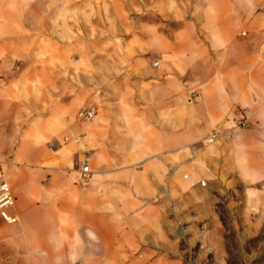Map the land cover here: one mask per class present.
Returning a JSON list of instances; mask_svg holds the SVG:
<instances>
[{
	"label": "crops",
	"instance_id": "1",
	"mask_svg": "<svg viewBox=\"0 0 264 264\" xmlns=\"http://www.w3.org/2000/svg\"><path fill=\"white\" fill-rule=\"evenodd\" d=\"M35 2L0 0V182L17 219L0 216V264H227L221 207L243 239L264 229V0H210L172 36L130 37L123 59L92 60L90 87L79 59L27 37Z\"/></svg>",
	"mask_w": 264,
	"mask_h": 264
},
{
	"label": "rangeland",
	"instance_id": "2",
	"mask_svg": "<svg viewBox=\"0 0 264 264\" xmlns=\"http://www.w3.org/2000/svg\"><path fill=\"white\" fill-rule=\"evenodd\" d=\"M209 1L36 0L35 7L27 13L33 21L27 26L32 35L27 37H50L52 53L57 54L52 57L53 63L62 61L71 67L79 59L83 66L82 83L90 87L94 61V65L106 67L123 59L130 37L136 40L137 35L147 37L156 32L172 36L184 23L200 21ZM64 48L69 55H58ZM77 80L81 82L79 74ZM221 220L225 226L227 264H264V229L253 238L243 239L235 219L223 207ZM211 258L212 255L208 264H213Z\"/></svg>",
	"mask_w": 264,
	"mask_h": 264
},
{
	"label": "built area",
	"instance_id": "3",
	"mask_svg": "<svg viewBox=\"0 0 264 264\" xmlns=\"http://www.w3.org/2000/svg\"><path fill=\"white\" fill-rule=\"evenodd\" d=\"M155 67H159V62L153 63ZM200 94L198 92L192 93L193 99H198ZM96 115V108L90 106L88 108L81 109L78 112V119L81 121H89ZM251 115L248 111H240L234 118L237 128L245 129L248 127ZM218 138V133H214L207 138L208 143H213ZM91 170L89 166V158H86L84 162L81 163L79 169L78 183L86 186L91 179ZM205 185V183H202ZM15 206V199L12 194L9 184L2 180L0 182V216L7 222H15L17 219L10 215V210Z\"/></svg>",
	"mask_w": 264,
	"mask_h": 264
}]
</instances>
